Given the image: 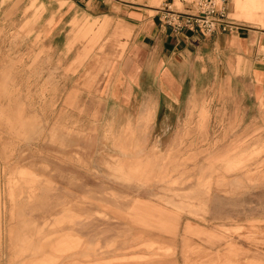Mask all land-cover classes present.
I'll use <instances>...</instances> for the list:
<instances>
[{
	"label": "rangeland",
	"instance_id": "374dc122",
	"mask_svg": "<svg viewBox=\"0 0 264 264\" xmlns=\"http://www.w3.org/2000/svg\"><path fill=\"white\" fill-rule=\"evenodd\" d=\"M30 3L0 0V264H264L260 100L151 123L106 87V41L53 44Z\"/></svg>",
	"mask_w": 264,
	"mask_h": 264
},
{
	"label": "crops",
	"instance_id": "0c3cea01",
	"mask_svg": "<svg viewBox=\"0 0 264 264\" xmlns=\"http://www.w3.org/2000/svg\"><path fill=\"white\" fill-rule=\"evenodd\" d=\"M30 1L25 14L33 12L22 28L44 21V29L52 32L46 40L52 38L55 44L56 38L82 21V37L106 41V58L112 60L106 87L121 108L135 111V103L143 100L144 116L153 111L151 123L163 113L180 120L181 109L198 103H202L201 119L209 109L203 98L208 94L216 98L219 92L225 95V108L235 107L242 98L246 103L256 97L264 105V0H231L230 17L237 28L209 36L189 31L177 34L161 24L166 6L189 10L184 0ZM4 74L11 77L9 70ZM134 117L126 125L130 121L134 125ZM188 131L191 119L182 142ZM84 255L91 257L92 252L87 248Z\"/></svg>",
	"mask_w": 264,
	"mask_h": 264
},
{
	"label": "built area",
	"instance_id": "2783aa9c",
	"mask_svg": "<svg viewBox=\"0 0 264 264\" xmlns=\"http://www.w3.org/2000/svg\"><path fill=\"white\" fill-rule=\"evenodd\" d=\"M184 1L191 6L188 11H178L168 5L161 15V24L174 33L189 31L209 36L237 28L230 17V0Z\"/></svg>",
	"mask_w": 264,
	"mask_h": 264
},
{
	"label": "bare ground",
	"instance_id": "6f19581e",
	"mask_svg": "<svg viewBox=\"0 0 264 264\" xmlns=\"http://www.w3.org/2000/svg\"><path fill=\"white\" fill-rule=\"evenodd\" d=\"M127 164H130V163H127Z\"/></svg>",
	"mask_w": 264,
	"mask_h": 264
}]
</instances>
